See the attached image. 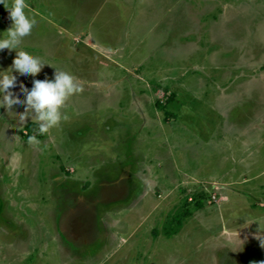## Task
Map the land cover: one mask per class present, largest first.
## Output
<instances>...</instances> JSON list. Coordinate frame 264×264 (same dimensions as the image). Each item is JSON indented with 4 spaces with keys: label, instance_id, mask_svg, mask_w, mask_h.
<instances>
[{
    "label": "rangeland",
    "instance_id": "rangeland-1",
    "mask_svg": "<svg viewBox=\"0 0 264 264\" xmlns=\"http://www.w3.org/2000/svg\"><path fill=\"white\" fill-rule=\"evenodd\" d=\"M48 1L23 44L83 90L45 134L0 110V264H262L264 0Z\"/></svg>",
    "mask_w": 264,
    "mask_h": 264
},
{
    "label": "clouds",
    "instance_id": "clouds-1",
    "mask_svg": "<svg viewBox=\"0 0 264 264\" xmlns=\"http://www.w3.org/2000/svg\"><path fill=\"white\" fill-rule=\"evenodd\" d=\"M0 4L8 11V20L12 25L0 32V54L9 50L17 52L21 50L23 41L30 37L37 27V20L27 14L26 10L30 7L27 0H13L6 7L5 0H0ZM45 65L39 57L19 51L14 63L8 69L0 71V93L3 94L0 96V110L6 107L10 115L18 117L20 126L29 120L35 121L39 134L47 133L49 129L57 126L61 119L66 118L62 116L61 108L69 97L83 90L82 83L73 74L55 68L51 79H37ZM0 66L3 67V63H0ZM15 73H19L20 76H16ZM29 76L33 78L31 88L21 83L22 79ZM17 89L20 90L19 95ZM21 96L24 99H21ZM22 106L24 111H17ZM27 142L36 145L40 143L36 135L29 136ZM255 238L264 248V239L257 234ZM242 242L244 243L243 240Z\"/></svg>",
    "mask_w": 264,
    "mask_h": 264
},
{
    "label": "crops",
    "instance_id": "crops-1",
    "mask_svg": "<svg viewBox=\"0 0 264 264\" xmlns=\"http://www.w3.org/2000/svg\"><path fill=\"white\" fill-rule=\"evenodd\" d=\"M41 1L42 0H27V3H28V5L30 6L27 10H26V12L28 11L29 13H27L28 15L30 14V15H33V14H39V12H38V10H35L34 8H36V7H40V6H43L42 4H41ZM52 0H50V1H48L49 3L51 2ZM10 3H12L10 0H9V2H5V7L8 5V4H10ZM10 22H9V20H8V11L4 8V6L3 5H0V24H9ZM84 35V37H83V41H89L92 37L89 35V34H83ZM76 38H78V36L76 35ZM64 42V40H62V42L58 45V47L59 46H61L62 45V43ZM87 43V42H86ZM88 46V45H87ZM64 47V46H63ZM18 52L19 51H25L26 53H32L31 51H29L26 47H25V44H22V48H21V50H17ZM9 52H11V50H9ZM5 53H8V52H5ZM15 52H11V54H14ZM65 53H67V52H65ZM29 55H31V54H29ZM32 56H37V57H39L41 60H42V62H44L46 65L43 67V69L45 70V71H49V72H55V69L56 70H61L62 68L61 67H56L55 65H51L50 63H47L46 62V60L43 58V56L42 55H40L39 53H35V54H32ZM69 56H70V53H69ZM51 65L52 67H50V66H48V65ZM6 65H8V68L10 67L9 65H12L10 62H9V59L8 58H5V60H4V62H3V67H5ZM7 68V69H8ZM55 68V69H54ZM21 83H25V79H22L21 80ZM3 94H1L0 93V96H2ZM17 95H18V89H17ZM69 100V99H68ZM5 109H6V107H5ZM34 123H36V122H34ZM185 163H187V162H185ZM262 174H263V172H262ZM185 177H187V176H185ZM195 179V178H194ZM183 182H188V185L190 186V188H198V187H201V184H203L202 182L203 181H199V180H195V181H190V180H187V181H183ZM182 182V183H183ZM207 183V182H206ZM212 184H216V186L215 187H217V189H215V191H214V200H216V201H214V203H210L209 205H207V207H197L196 209V212H198V215L197 216H209V214H214V211L213 210H215V211H222V212H226L225 211V208H224V206H226L227 204H229L230 203V201H231V198H233V197H230V195H229V191H227L226 190V188H227V186L229 187V182H219V181H217V180H213V182H211ZM195 184H197V185H195ZM226 187V188H225ZM212 189V188H211ZM211 189H210V186L208 187V191H211ZM218 192H220V194H221V192H224V193H226L227 194V197L226 198H224V199H227V200H222V201H220V200H218L217 198H216V196H217V194H218ZM227 202V203H226ZM251 208H253V206L251 207ZM191 212H193L192 210H191ZM217 213V212H216ZM229 215H230V213H228ZM193 215V214H192ZM192 215H190L191 217H192ZM223 225V224H222ZM223 226H225V225H223ZM248 226V225H247ZM226 227V226H225ZM225 227H223V228H221V229H224ZM225 230V229H224ZM262 236V235H261ZM264 237V236H263ZM262 239H264V238H262ZM257 243L259 244V246L258 247H261L260 246V242H259V240L257 241ZM226 246H228V245H223V247H226ZM252 248H255V246H253ZM262 248V247H261ZM225 249V248H224ZM229 249V248H228ZM218 253L219 254H221V251H218ZM231 254V253H230ZM259 256H261V255H259ZM258 256V257H259ZM57 264H70V261H69V258L68 259H66V260H63V261H60L59 263H57Z\"/></svg>",
    "mask_w": 264,
    "mask_h": 264
},
{
    "label": "trees",
    "instance_id": "trees-1",
    "mask_svg": "<svg viewBox=\"0 0 264 264\" xmlns=\"http://www.w3.org/2000/svg\"><path fill=\"white\" fill-rule=\"evenodd\" d=\"M29 126H30L31 129H33V128L37 127L38 124H37V123H32V124H30ZM186 215H187V214H186Z\"/></svg>",
    "mask_w": 264,
    "mask_h": 264
},
{
    "label": "flooded vegetation",
    "instance_id": "flooded-vegetation-1",
    "mask_svg": "<svg viewBox=\"0 0 264 264\" xmlns=\"http://www.w3.org/2000/svg\"><path fill=\"white\" fill-rule=\"evenodd\" d=\"M259 249H260V252L259 253L264 252V248L261 249V247H260ZM263 256H264V254L262 256H260V257H263ZM261 263L264 264V262H261Z\"/></svg>",
    "mask_w": 264,
    "mask_h": 264
}]
</instances>
